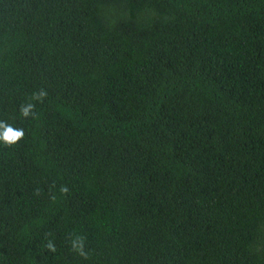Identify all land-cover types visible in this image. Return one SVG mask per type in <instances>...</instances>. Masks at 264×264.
Masks as SVG:
<instances>
[{"label":"trees","instance_id":"16d2710c","mask_svg":"<svg viewBox=\"0 0 264 264\" xmlns=\"http://www.w3.org/2000/svg\"><path fill=\"white\" fill-rule=\"evenodd\" d=\"M0 121V264H264V0H0Z\"/></svg>","mask_w":264,"mask_h":264},{"label":"clouds","instance_id":"9594fccd","mask_svg":"<svg viewBox=\"0 0 264 264\" xmlns=\"http://www.w3.org/2000/svg\"><path fill=\"white\" fill-rule=\"evenodd\" d=\"M47 91L44 89H40L37 92H34L32 96L30 97V101L22 104L19 108V113L22 117L28 118L30 116L35 115V103H32L31 101L36 102H43L44 98L47 96ZM25 132L23 128H16L12 124L6 122V121H0V143L6 145V146H13L17 144L20 140L24 138ZM61 192L64 194H67L68 188L62 187ZM36 194H39V190H36ZM84 237L82 236H75L74 238H71V249L78 253L81 257L84 259L88 258V253L85 251L84 248ZM45 247L51 251H56V246L52 240H47Z\"/></svg>","mask_w":264,"mask_h":264}]
</instances>
